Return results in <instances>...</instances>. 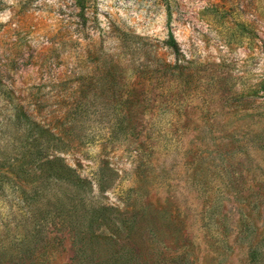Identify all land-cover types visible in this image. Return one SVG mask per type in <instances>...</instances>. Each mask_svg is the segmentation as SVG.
Segmentation results:
<instances>
[{
    "label": "rangeland",
    "instance_id": "1",
    "mask_svg": "<svg viewBox=\"0 0 264 264\" xmlns=\"http://www.w3.org/2000/svg\"><path fill=\"white\" fill-rule=\"evenodd\" d=\"M91 209L142 264H264V0H0V264Z\"/></svg>",
    "mask_w": 264,
    "mask_h": 264
},
{
    "label": "trees",
    "instance_id": "2",
    "mask_svg": "<svg viewBox=\"0 0 264 264\" xmlns=\"http://www.w3.org/2000/svg\"><path fill=\"white\" fill-rule=\"evenodd\" d=\"M168 44L171 46L175 45V40L172 34L169 35ZM22 118L30 120L24 112L21 113ZM35 127H38L42 131L49 132L48 129H44L35 122H31ZM31 140H37V136L31 135ZM44 164L49 165L54 173L48 175V179L62 180L69 185H75L83 187V183H88L85 179H82L75 170L67 165L64 160L58 155H53L51 158L46 157ZM100 209H105L100 207ZM96 210V209H94ZM91 210H83V220L87 219L86 227L84 229L79 228L74 236L76 247L70 264H142L140 261L141 253L138 251V243L142 241V236L139 242L134 239L132 233L135 225L137 224V218H132L131 223L123 225L126 228V233L121 236L120 231L123 229L116 227L113 231L109 227V221H98L96 213H89ZM99 211V209H98ZM88 212V216H87ZM103 217V216H102ZM85 222V221H84ZM107 229L108 233L104 231H98L99 227ZM125 238V240H124ZM121 239V240H120Z\"/></svg>",
    "mask_w": 264,
    "mask_h": 264
}]
</instances>
